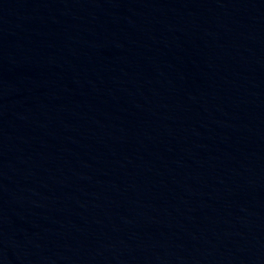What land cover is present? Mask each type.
Returning a JSON list of instances; mask_svg holds the SVG:
<instances>
[{
  "label": "water",
  "instance_id": "95a60500",
  "mask_svg": "<svg viewBox=\"0 0 264 264\" xmlns=\"http://www.w3.org/2000/svg\"><path fill=\"white\" fill-rule=\"evenodd\" d=\"M0 264H264V0H0Z\"/></svg>",
  "mask_w": 264,
  "mask_h": 264
}]
</instances>
